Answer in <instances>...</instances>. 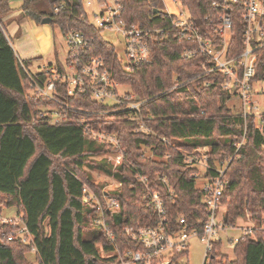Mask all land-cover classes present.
<instances>
[{"label": "trees", "instance_id": "trees-1", "mask_svg": "<svg viewBox=\"0 0 264 264\" xmlns=\"http://www.w3.org/2000/svg\"><path fill=\"white\" fill-rule=\"evenodd\" d=\"M119 1L127 23L149 32L148 61H124L103 30L89 21L81 0H23L21 6L38 23L51 17L50 24L62 34L75 28L90 39L88 56H102L115 80L134 93L111 103L93 99L88 89L70 95L68 82L60 79L53 99L28 92L29 75L43 81L50 75L46 64L53 62L17 54L2 21L12 9L10 0H0V212L2 205L16 207L32 236L29 243L9 239L3 230L20 225L1 223L0 264H27V252L39 264H117L126 250L144 249L126 234L128 226L157 225L163 219L174 232L184 218L188 228L202 235L210 217L206 190L198 186L200 167L186 157L203 158L201 148H207L205 178L221 176L224 184L219 204L225 207L223 225L237 227L244 217L258 223L243 230L233 246L234 258L219 252L221 237L214 239L204 264H264V113L245 116L240 102L228 104L234 97L224 87L228 76L206 71L213 67L209 56L183 55L197 40H188L173 24L174 14L155 11L150 0ZM180 1L198 34L220 43L216 0ZM59 5L63 8L55 12ZM231 15L227 54L235 57L245 49V21L239 6L232 7ZM55 59L63 71L62 61ZM255 70L253 81H264V44L256 49ZM132 95L140 100V110L124 109ZM44 105L54 109L46 111ZM53 110L61 120H51ZM100 133L113 134L117 144ZM118 155L122 157L116 160ZM85 186L94 199H86ZM153 192L161 196L162 212ZM105 198L117 199L120 206L99 209ZM188 251L175 253L169 264H188L178 262ZM164 260L135 264H166Z\"/></svg>", "mask_w": 264, "mask_h": 264}, {"label": "built area", "instance_id": "built-area-1", "mask_svg": "<svg viewBox=\"0 0 264 264\" xmlns=\"http://www.w3.org/2000/svg\"><path fill=\"white\" fill-rule=\"evenodd\" d=\"M180 7L178 14L173 19V24L180 27L188 40H197L195 47L186 49L184 56H194L197 53L209 56L213 62V67L207 69V72L216 70L223 71L228 80L224 87L229 89L233 96L240 99L243 113L247 115L261 116L263 111L259 108V100L256 98L255 83V61L256 49L264 44V0H216L213 5L220 9L218 24L216 30L221 35L220 43H213L210 39L201 37L193 24L190 22V14L180 0H174ZM86 9V16L89 21L99 29H107L124 38L126 62L131 65L148 61L150 58V46L148 42L149 32L138 28L135 24L130 25L123 17L124 4L119 0H81ZM239 6L241 15L245 21L244 30V51L235 57H229L228 45L231 41L233 28L232 7ZM63 5L55 8V12L60 11ZM88 8L92 9L90 13ZM206 20L211 21L207 16ZM11 41V38L8 36ZM67 44V55L63 63V71L56 63L47 64L50 75L43 81H38L31 75V89L34 95L38 97H47L53 99L57 91L56 80L68 82V93L75 95L80 90L88 89L93 99L111 103H120V94L118 92L119 82L112 76L111 71L106 65L102 56H88V47L90 39L80 30L70 28L64 34ZM12 42V41H11ZM25 68V67H24ZM27 71V69L25 68ZM28 73V71H27ZM29 74V73H28ZM124 109L140 110L141 102L136 95H132L124 102ZM52 113H59L53 110ZM62 118V116H61ZM59 118L57 121L61 120ZM144 130H149L143 127ZM99 134L100 138L108 139L110 142L117 143L115 136L109 134ZM202 149L205 151L203 152ZM207 148L198 149L203 158L197 159L193 154H186L189 162L197 163L206 158ZM119 159L122 157L118 155ZM118 159V160H119ZM206 166V163H205ZM206 168V167H205ZM223 170H221V173ZM167 183V181L165 180ZM206 190L205 202L210 211V217L204 225L203 234L200 235L198 229L188 228L185 219L181 218L180 223L183 227L178 231H169L165 219L157 225L147 226H128L125 230L131 240L140 243L144 249H128L123 254H119L117 264H135L140 261L151 262L154 258H164V262L170 263L171 257L178 252L189 250V239L192 235H198L207 246V254L212 249V241L218 238L219 231L225 228L223 222H219L216 213L220 204L223 182L221 176L212 179L206 178V183L202 185ZM87 194V200L94 199L95 194L84 187ZM152 199L159 212L163 211L161 196L158 192L152 193ZM120 202L115 198H105V205L99 203V209L118 208ZM23 225L19 226L18 234H8L9 239L20 238L24 242H31L32 236L29 233L23 216L21 215ZM11 220V219H10ZM3 220L2 223H15L16 221ZM103 222V218L101 219ZM107 235L114 240V234L107 229ZM235 245V240L231 246ZM207 256V255H206Z\"/></svg>", "mask_w": 264, "mask_h": 264}, {"label": "rangeland", "instance_id": "rangeland-1", "mask_svg": "<svg viewBox=\"0 0 264 264\" xmlns=\"http://www.w3.org/2000/svg\"><path fill=\"white\" fill-rule=\"evenodd\" d=\"M163 1L164 0H150L152 5L158 9H160L159 7L161 6ZM22 2L23 0H10L9 5L12 9H10L7 13L3 14L2 17V21L4 25H6V32L8 33V36L11 38V41L13 42L14 49L19 52V55L25 58H31V56L34 55L35 53L41 52L40 56H42L43 61L45 63H49V62L55 63L56 55L61 61H64L67 55L68 48L60 28L53 27L51 24L48 23H42V22L38 23L36 21H33L29 16H26L22 12L21 10ZM176 5L178 11H180L179 5L177 3ZM88 10L90 13L92 12V9L88 8ZM11 23L12 25L10 26ZM15 25L18 26L20 31L14 35H10L9 33H11V31L14 29ZM102 34L108 41H110L115 45L119 56L124 61H126L124 38L120 34H116L107 29H104L102 31ZM31 91L33 90L31 89L28 92ZM118 92L120 96H124L126 92L134 94L130 86L122 85V84L119 85ZM255 93H256V98L259 100V108L261 111L264 112V81H259L255 83ZM235 97L236 96H234L232 99H230V101H228L229 105L233 106L237 104V102H240L239 100L235 101ZM42 109L49 111L54 108L44 105L42 106ZM49 114L52 116L51 120L53 122L61 118V115L58 116L57 113L54 114L49 112ZM108 136L111 137L110 135ZM112 140L114 144H117L114 141L113 137ZM202 151L204 152L205 150L202 149ZM118 159L119 157L116 158V160ZM197 165L201 169V176L198 179V186H202L206 183V178L204 176L206 166L204 160H201ZM96 175L101 179L109 180L111 182L109 185L111 186H114L116 184L115 181H112L103 173H96ZM1 209L2 210L0 212V224L2 223L3 220L11 219L12 221L15 220L16 221L15 223H18L20 226L23 225L21 215L16 207H10V206L8 207L2 205ZM224 211H225V207L219 206L216 213V218L219 222L222 221V216L224 214ZM237 225H238L237 227L226 226L225 228H222L218 234V238L221 237L223 240V246L219 249V252L221 254H227L230 258L235 257L233 246H231L232 244L231 240L233 241L235 240V243H237V239L239 238V236L241 235V233L245 228L256 226L258 225V223H255L249 217H244V218H239L237 220ZM18 228H12L8 231L5 229L6 231L3 230V232H8V234L14 233L16 235L18 234ZM0 232H2V229ZM206 255H207V246L205 245V242L202 240L200 236L192 235L189 239L188 255L181 256L178 259V262L188 263V264H204L206 261ZM24 262L27 264H39L33 252L26 253Z\"/></svg>", "mask_w": 264, "mask_h": 264}, {"label": "crops", "instance_id": "crops-1", "mask_svg": "<svg viewBox=\"0 0 264 264\" xmlns=\"http://www.w3.org/2000/svg\"><path fill=\"white\" fill-rule=\"evenodd\" d=\"M160 9H162V10H165V11H167V12H169V13H171V14H178L179 13V11H178V8H177V5H176V2L174 1V0H164L163 2H162V4H161V6L159 7ZM181 10V9H180ZM34 21V20H33ZM15 22V21H14ZM14 22H12V23H14ZM12 23L10 24V26L12 25ZM48 24H50V23H48ZM9 27V26H8ZM59 28V27H58ZM9 29V28H8ZM20 31V29L18 28V26L17 25H15V27H14V29L11 31V33H9L10 35H14V34H16V33H18ZM63 37H64V34H63ZM12 44H13V42H12ZM17 52V54L19 55V52L18 51H16ZM41 53V52H40ZM39 52L38 53H35L34 55H32L31 56V58L32 57H37V56H40L41 54H40ZM21 58H25V57H23V56H21V55H19ZM233 240H231V242H232Z\"/></svg>", "mask_w": 264, "mask_h": 264}, {"label": "water", "instance_id": "water-1", "mask_svg": "<svg viewBox=\"0 0 264 264\" xmlns=\"http://www.w3.org/2000/svg\"><path fill=\"white\" fill-rule=\"evenodd\" d=\"M155 11H158V8H155ZM51 22V17H46L42 20V23H50ZM169 264V263H166Z\"/></svg>", "mask_w": 264, "mask_h": 264}]
</instances>
